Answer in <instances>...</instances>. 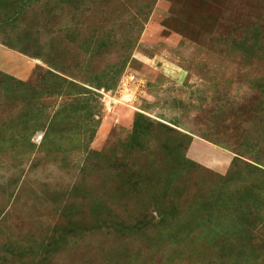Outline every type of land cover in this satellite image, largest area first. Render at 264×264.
<instances>
[{"label": "rangeland", "instance_id": "374dc122", "mask_svg": "<svg viewBox=\"0 0 264 264\" xmlns=\"http://www.w3.org/2000/svg\"><path fill=\"white\" fill-rule=\"evenodd\" d=\"M91 1L79 0L83 12L62 1L55 16L43 10L18 27L40 28L28 40L65 77L114 83L98 91L86 152L68 140L42 145L44 118L26 121L18 82L38 90L47 66L0 44V264H220L211 238L237 248L240 209L264 242V201L257 209L250 183L253 166L264 170V125L240 108L264 85V0ZM66 102L43 99L44 116ZM216 191L229 192L225 205L208 210ZM238 191L251 192L240 209ZM185 219L188 239L162 246Z\"/></svg>", "mask_w": 264, "mask_h": 264}, {"label": "trees", "instance_id": "16d2710c", "mask_svg": "<svg viewBox=\"0 0 264 264\" xmlns=\"http://www.w3.org/2000/svg\"><path fill=\"white\" fill-rule=\"evenodd\" d=\"M62 1H64L66 5H73V8L75 7L79 12L87 11V9H85V4L79 2V0H0V44L24 56L39 59L47 66V68L43 70L39 81L40 85L37 86L38 90H33V88H30L27 84L18 82L21 88L22 103L24 107H30V110L26 112V121L32 122L44 118L43 125L45 126L43 127L44 135L42 138V145L57 140L55 147L59 150L61 147V140H68L66 143L73 144L77 142L79 144L76 143L73 145H77L79 149L86 152L87 145L82 144V139L87 137L88 144L99 125V118L95 119L100 111V96L98 91L101 89L108 91L114 86V83L109 84L108 81L100 82V77L98 75L88 77L84 79L83 82H79V84L74 82L72 80L73 78L64 76L65 70L59 61L53 62L55 60L54 56L51 55L47 57L43 52H40L41 49L35 46L36 39H34V42L28 40L29 37L39 34L40 28L35 30L25 29L24 32L18 30V27H20L19 24L23 22L27 15H31V17L34 18L36 14H41L43 10L46 11L49 9L48 12H53L52 16H55L57 14V12H55V10L57 11L56 6L58 3H62ZM90 3H94V1L92 0ZM57 30L58 29H56L55 32ZM31 44H34V49L37 47L38 52L35 55L30 54L28 50ZM80 83L88 86V88ZM262 86L263 88L256 92V97L253 99L254 101L252 100L251 104L240 106L241 110L246 112V115H251V117L256 120L255 122L260 124L258 126L264 125V85ZM24 93L26 94L24 95ZM51 97L63 99L67 102L64 104L63 110H58L53 114L44 116V106H42L43 99H50ZM230 100L231 96L225 95L220 103L226 105ZM140 117L142 116L138 114L134 120V129L136 131L140 129ZM162 127L171 130L164 125ZM5 131L7 132V130ZM5 131L3 130L2 133L5 134ZM88 133H90V135ZM137 133L139 132L137 131ZM0 137H2L1 134ZM4 137L0 138V147L3 143H6L4 142ZM183 137L187 139L186 146H188L191 141L190 137H186V135ZM202 139L204 138L202 137ZM263 141L264 140H262L261 143ZM239 154H241V152ZM180 161L185 166L190 164L186 160ZM255 161H257V159L252 162L257 164ZM238 165H240L239 159L236 157L233 158L228 172H231V170ZM253 167L257 172V176H254L253 179L250 180V183L254 186V201L256 203V208L260 209L263 204L262 201H264V170L257 166ZM220 179L226 180V176ZM232 180L239 183L247 181L245 177L239 176L238 173H234V178ZM227 194H229V192L216 191L211 198L203 202V206L207 207L208 210L221 209L225 205L224 199ZM237 195L240 196L237 209H240L243 207V203L248 199V196L251 195V192L238 191ZM239 211L240 217L237 219V226L239 229L236 231V235L233 238L235 239L236 237V242L238 244L237 248L229 250L224 248L222 246L224 243L216 240L217 238H221L216 231L211 238L213 245L218 251L217 259L220 264H225L226 262L229 264H257L261 260L262 255H264V242H257V236H254L252 231L247 230V219H251L250 211L241 209ZM262 219H264V216H260L256 222L264 229V224L261 222ZM191 222V219H185L183 222H180L179 226H174L178 229V236L172 233L171 235L166 234L162 236L160 240L162 246L167 247L168 243L173 242L177 245L183 244L184 241L188 239L189 234L186 232V229L192 226ZM114 226L119 227L117 229L122 235H128L126 233L132 231L131 225L125 226L123 222ZM251 227L253 229L254 224L251 225ZM52 240H54L53 237Z\"/></svg>", "mask_w": 264, "mask_h": 264}]
</instances>
